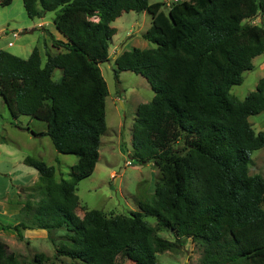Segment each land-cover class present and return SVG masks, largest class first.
Segmentation results:
<instances>
[{"label":"trees","instance_id":"obj_1","mask_svg":"<svg viewBox=\"0 0 264 264\" xmlns=\"http://www.w3.org/2000/svg\"><path fill=\"white\" fill-rule=\"evenodd\" d=\"M22 4L30 19L53 12L66 41L52 38L57 53L44 59L38 47L28 59L0 50V96L13 119L43 121L56 152L77 161L69 180H57L53 166L26 157L38 173L32 191L40 196L25 200L24 220L5 227L20 239L27 230L62 231L56 252L71 264H158L156 255L177 244L157 236L143 219L150 216L177 240L202 246L199 264H264V177L249 174L264 132L255 134L248 120L264 111V80L242 101L229 93L264 53V0H179L167 12L164 3L148 0ZM129 12L150 17L142 37L155 47L122 52L114 73L141 75L153 91L136 109L132 146L138 165L155 163L159 181L129 216L88 210L80 218L76 187L93 173L106 131L108 89L99 64L109 60L116 34L110 24ZM45 263L43 255L24 263L0 242V264Z\"/></svg>","mask_w":264,"mask_h":264},{"label":"rangeland","instance_id":"obj_2","mask_svg":"<svg viewBox=\"0 0 264 264\" xmlns=\"http://www.w3.org/2000/svg\"><path fill=\"white\" fill-rule=\"evenodd\" d=\"M148 1L163 3L162 0ZM162 10L167 12L165 5ZM53 17V12H47L43 19L51 25L46 28L49 36L66 41L53 25ZM39 21L38 18L30 19L27 16L22 0H13L9 5L0 6V50L22 59H28L35 46L39 48L43 59L47 53L54 54L55 50L48 44L37 42L38 27L35 31L31 30V25ZM150 23L146 13L129 12L123 13L110 24L116 29V34L111 39L109 60L99 64L108 89L105 101L106 131L100 139L99 159L93 173L79 181L76 187L79 198L76 213L80 218L88 210L102 211L107 217L129 216L131 212L138 211L136 200L152 198L159 181L155 163L138 165L134 161L132 146L136 109L140 104L152 100L153 91L141 75L131 71H122L118 76L114 73V60L122 52L155 47L142 37ZM257 23L258 20L252 21V24ZM14 32L18 34L15 39L12 37ZM58 34L60 37L57 38ZM9 42L13 44L10 47ZM252 63L253 69L244 72L242 82L230 89V95L239 101L255 91L259 82L264 80V53L254 58ZM59 77L60 71L56 70L54 78ZM248 120L255 134L264 132V111L252 115ZM46 127L43 121L34 117L19 116L13 119L0 96V242L6 246L8 254L16 255L24 263L33 260L36 255H43L45 264H71L69 259L56 252L64 237L62 231L49 235L44 230H27L20 239L14 230L7 228L26 218L22 213L25 200L38 201L40 196L32 191L38 173L24 163L26 157L53 166L57 180H69L70 167L77 161L73 155L56 152L45 135ZM174 148H181V142ZM251 161L249 174L264 177V147L251 153ZM143 219L155 227L159 238L177 244L176 250L156 255L158 264H199L202 246L188 238L177 240L174 233L158 227L150 216H143ZM120 261L122 264H132L126 259Z\"/></svg>","mask_w":264,"mask_h":264},{"label":"crops","instance_id":"obj_3","mask_svg":"<svg viewBox=\"0 0 264 264\" xmlns=\"http://www.w3.org/2000/svg\"><path fill=\"white\" fill-rule=\"evenodd\" d=\"M44 16L43 15L41 18H39L38 20H40L39 22H37L36 24L34 25H31V30H36V28L38 27V34H37V42H42L44 45L48 44L49 47H51L53 50L54 53L56 52V49H54L51 45V40H52V37L49 36L50 33L47 32L46 28L48 26H51L49 24V22H46L44 19ZM53 19V18H52ZM53 23V22H52ZM54 25V24H53ZM31 32V31H30ZM60 37V34L57 35V38ZM39 40V41H38ZM55 40H60V41H65V40H62V38L60 39H56ZM37 47V46H35ZM57 53V52H56Z\"/></svg>","mask_w":264,"mask_h":264},{"label":"built area","instance_id":"obj_4","mask_svg":"<svg viewBox=\"0 0 264 264\" xmlns=\"http://www.w3.org/2000/svg\"><path fill=\"white\" fill-rule=\"evenodd\" d=\"M166 7H169L171 3L178 2L179 0H162ZM12 37L15 39L18 37V34L16 32L12 33ZM12 42L8 43V46H12Z\"/></svg>","mask_w":264,"mask_h":264},{"label":"clouds","instance_id":"obj_5","mask_svg":"<svg viewBox=\"0 0 264 264\" xmlns=\"http://www.w3.org/2000/svg\"><path fill=\"white\" fill-rule=\"evenodd\" d=\"M165 5V4H164Z\"/></svg>","mask_w":264,"mask_h":264}]
</instances>
